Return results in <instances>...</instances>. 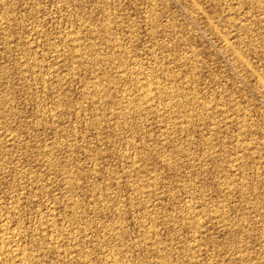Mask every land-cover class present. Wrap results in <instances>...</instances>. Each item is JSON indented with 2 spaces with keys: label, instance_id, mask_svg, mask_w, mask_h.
I'll return each mask as SVG.
<instances>
[{
  "label": "rangeland",
  "instance_id": "obj_1",
  "mask_svg": "<svg viewBox=\"0 0 264 264\" xmlns=\"http://www.w3.org/2000/svg\"><path fill=\"white\" fill-rule=\"evenodd\" d=\"M0 264H264V0H0Z\"/></svg>",
  "mask_w": 264,
  "mask_h": 264
},
{
  "label": "bare ground",
  "instance_id": "obj_2",
  "mask_svg": "<svg viewBox=\"0 0 264 264\" xmlns=\"http://www.w3.org/2000/svg\"><path fill=\"white\" fill-rule=\"evenodd\" d=\"M20 258V257H19Z\"/></svg>",
  "mask_w": 264,
  "mask_h": 264
}]
</instances>
